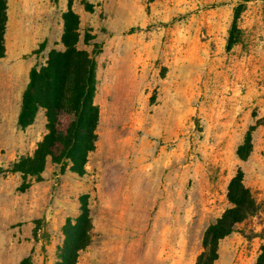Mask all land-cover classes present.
Returning <instances> with one entry per match:
<instances>
[{
	"label": "rangeland",
	"instance_id": "rangeland-1",
	"mask_svg": "<svg viewBox=\"0 0 264 264\" xmlns=\"http://www.w3.org/2000/svg\"><path fill=\"white\" fill-rule=\"evenodd\" d=\"M67 4L6 0L0 264H54L61 227L83 195L91 241L76 264H195L204 230L230 207L238 169L258 209L219 241L217 263L254 264L264 245V0H71L77 47L100 49L95 147L83 175L48 160L42 179L27 177L19 191L20 174L1 169L32 154L46 133L43 109L15 127L19 92L50 49L64 48ZM237 5L238 41L227 49Z\"/></svg>",
	"mask_w": 264,
	"mask_h": 264
},
{
	"label": "trees",
	"instance_id": "trees-1",
	"mask_svg": "<svg viewBox=\"0 0 264 264\" xmlns=\"http://www.w3.org/2000/svg\"><path fill=\"white\" fill-rule=\"evenodd\" d=\"M240 11L239 5L234 7L226 42L227 49L238 41L236 21ZM62 19L61 43L64 48L50 49L45 63L30 69L16 119L17 126L24 129L34 122L38 110L43 109L46 133L37 142L32 154L20 155L7 168L1 169L21 173L22 181L17 187L19 191L30 186V181H26L27 177H34L36 181L42 179L41 173L48 160L59 166L60 173L68 167L71 172L83 175L88 155L95 147L99 118V107L94 102L95 56L100 51L99 45L95 43L91 52L77 47L79 18L71 9V0H68ZM5 24L6 0H0V58L5 53ZM91 38L92 36L85 34L84 41ZM250 150V134L247 133L243 143L237 148V155L245 160ZM86 197L81 196L78 214L74 218L68 217L61 227L63 239L56 248L54 264H76L79 251L91 241L92 223ZM226 197L230 207L204 230L203 249L195 264H219V241L234 232L238 223L258 209L252 193L243 183L240 169L230 179ZM22 263L23 261L19 264ZM254 264H264V245L261 246Z\"/></svg>",
	"mask_w": 264,
	"mask_h": 264
},
{
	"label": "crops",
	"instance_id": "crops-1",
	"mask_svg": "<svg viewBox=\"0 0 264 264\" xmlns=\"http://www.w3.org/2000/svg\"><path fill=\"white\" fill-rule=\"evenodd\" d=\"M1 58H2V57H1ZM27 81H28V80H26L25 84L23 85V87L21 88V90H20V92H19V95H20L21 97H22L23 90H24V88H25V86H26V84H27ZM20 103H21V98H20ZM16 119H17V116H16ZM15 127H16L17 129L23 130V129H21V128H19V127L17 126L16 121H15ZM11 173H19V172H11ZM19 174H20V176H21V173H19ZM2 192H3V190L0 189V195L2 194ZM236 238H237L236 233H233V236H232L231 239H236Z\"/></svg>",
	"mask_w": 264,
	"mask_h": 264
}]
</instances>
